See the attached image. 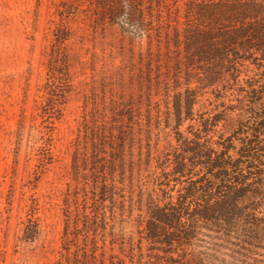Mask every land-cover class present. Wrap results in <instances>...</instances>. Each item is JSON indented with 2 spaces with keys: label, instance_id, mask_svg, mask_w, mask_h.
<instances>
[{
  "label": "rangeland",
  "instance_id": "rangeland-1",
  "mask_svg": "<svg viewBox=\"0 0 264 264\" xmlns=\"http://www.w3.org/2000/svg\"><path fill=\"white\" fill-rule=\"evenodd\" d=\"M72 5L80 9L62 17ZM93 15L88 0H0V264H188L183 257L192 252L168 255L143 239L168 163L149 166L142 154L152 129L172 166L176 119L168 113L188 77L182 71L174 81L171 64L154 62L150 79L137 44L131 51L118 27ZM224 124L215 139L234 122ZM119 126L135 137L122 153ZM103 134L96 167L94 143ZM79 165L87 176L77 177ZM112 176L115 185L102 187ZM200 239L192 248L203 253L198 264H241L217 239Z\"/></svg>",
  "mask_w": 264,
  "mask_h": 264
},
{
  "label": "trees",
  "instance_id": "trees-1",
  "mask_svg": "<svg viewBox=\"0 0 264 264\" xmlns=\"http://www.w3.org/2000/svg\"><path fill=\"white\" fill-rule=\"evenodd\" d=\"M88 4L98 25L118 27L131 51L137 44L150 79L156 73L154 62L157 67L171 64L168 70L176 69L174 81L182 71L188 77L185 90L179 87L175 112L168 113L176 119L172 166L159 140L152 142V129L146 130L147 150L142 154L149 166L156 159L168 165L161 166L160 182L153 188L143 239L168 255L192 252L183 259L198 264L203 253L192 248L207 236L236 255L237 263L264 264V0H88ZM76 8L80 5L63 6L61 16ZM160 75L158 71L157 81ZM207 93L215 99L205 101ZM152 116V112L147 116L150 122ZM131 118L130 114L133 122ZM186 121L188 134L182 130ZM222 122L234 125L215 139ZM117 129L114 138L118 137L122 153L135 137L123 126ZM104 134L94 143L96 167L108 143ZM111 141L109 145L117 144ZM84 170L79 165L77 177L87 176ZM108 179H103L102 187L115 185L113 176L111 182Z\"/></svg>",
  "mask_w": 264,
  "mask_h": 264
}]
</instances>
